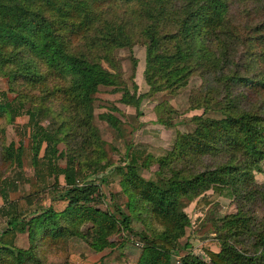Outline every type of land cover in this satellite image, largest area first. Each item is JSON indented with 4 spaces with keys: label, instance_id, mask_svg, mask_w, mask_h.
Masks as SVG:
<instances>
[{
    "label": "trees",
    "instance_id": "obj_1",
    "mask_svg": "<svg viewBox=\"0 0 264 264\" xmlns=\"http://www.w3.org/2000/svg\"><path fill=\"white\" fill-rule=\"evenodd\" d=\"M247 4L264 7V0H0V73L9 79V89L18 96L24 87L46 92L37 110L26 111L32 165L37 168L42 143L46 144L43 158L47 162L58 158L51 153L57 152L60 143L73 146L78 156L83 146L92 147L90 154H96L95 161L91 156L83 160L74 157L77 167L72 163L60 170L66 189L52 198L49 205L45 203L43 211L27 215L9 213L6 206L12 203L0 190L4 202L0 215L6 218L7 226L0 233V264H69L65 259L56 263L47 258H65L71 236L80 237L94 252L112 247L100 257L99 264H172L173 255L179 257L175 255L178 241L189 224L183 212L187 204L212 188L245 204L262 196L254 186L253 172H260L259 165L264 160V69L252 70L256 64L264 67V50L258 54L251 52L252 61L234 74L228 73L233 61L224 60L225 56L231 58L226 54V43L238 45L242 40L235 31L233 8ZM170 11L177 13L171 36L163 34L174 17ZM258 31L254 32V39L261 37L264 41L260 33L264 26ZM135 37L146 40L144 77L151 88L157 89L159 81L171 88L184 86L196 71L215 77L216 85L224 90L220 99L203 96L199 101L207 109L213 106L224 118L192 117L196 129L191 134H179L167 157L156 160V181L140 176L141 168L149 167L150 155L144 157L134 145H127L125 164L117 169L120 186L130 205L144 207L161 226V232L151 236L134 232L125 214H120L121 221H116L110 214L84 208L82 202H89L96 186L78 184L82 174L79 171L88 172L87 168L93 167L92 173H97L103 169L98 165L103 151L92 141L96 137L92 103L98 87H113L121 92L120 101L139 114L143 95L137 96L135 84L132 92L125 84L120 85L121 73L116 71L117 65L111 58L114 48L131 47ZM101 60L110 71L102 67ZM246 94L250 96L247 98ZM252 95L254 101L262 97L260 106L253 103ZM55 99L63 121L53 130L51 126L42 127L38 118L53 110L51 104ZM247 99L254 110L241 111L238 103ZM15 101L19 107L12 102L0 103V118L8 115L9 121H13L24 107L23 100ZM259 107L263 110L257 112ZM105 117L121 130L120 121ZM157 121L166 124L160 116ZM78 131L83 133L80 148ZM19 146L15 149L10 143L2 161L21 166L22 144ZM189 157L210 158L216 166L193 173L175 165ZM108 166L107 163L104 167ZM235 217L222 221L221 227L229 231L228 236L220 239L219 252L204 249L207 258L180 256L179 264H264V232L255 236L253 254L238 251L232 241L246 221ZM88 222L91 229L79 234L77 228ZM117 226H121L125 238L114 245L108 238L119 230ZM15 233L28 234L27 250L12 248Z\"/></svg>",
    "mask_w": 264,
    "mask_h": 264
},
{
    "label": "rangeland",
    "instance_id": "obj_2",
    "mask_svg": "<svg viewBox=\"0 0 264 264\" xmlns=\"http://www.w3.org/2000/svg\"><path fill=\"white\" fill-rule=\"evenodd\" d=\"M232 19L237 21L235 31L240 34V44L226 43L228 51L226 62L233 61V66L229 67V74H234L236 70H244L245 63L252 61L249 54L260 53L264 50L263 39L254 32L264 26V7L255 4H247L246 7L239 6L233 8ZM171 18L167 25L165 35H173V28L176 24L177 13L170 11ZM259 32V31H258ZM264 35V32H260ZM146 40L143 37H135L132 46L116 47L111 53L117 69L121 73L120 84H125L130 92L133 91L132 84L137 87V96L143 95L139 106V114L136 109L120 101L121 92H116L113 87H98L93 96L92 127L95 129L96 137L92 139L95 147H99L103 152L99 155L98 165L103 167L97 173H92L95 168H87L90 171H79L82 173L78 177V184L94 185L96 190L90 196L88 203L82 202L84 208H89L103 214H110L116 221H121L120 214H125L130 218V228L137 233L147 236L158 234L162 228L148 214V211L136 204H129L128 197L122 193L120 186V174L117 169L122 167L126 161L124 153L127 145H134L138 151L144 153V157L150 155L148 168H141L140 176L145 180L157 179L158 166L156 160L167 157L175 145L177 136L191 134L196 125L191 121L192 117L199 116L213 120H221L224 115L213 110V106L208 109L200 106L201 97L220 99L223 88L216 85V78L205 77L201 73L193 71L188 77L184 86L171 88L165 82L159 81L156 88H151L145 81V57ZM102 67L111 70L108 64L101 60ZM263 68L256 64V69ZM119 87L122 89V87ZM51 87V86H50ZM18 94L9 89V79L0 73V103H13L14 107H19L16 98L23 100L24 107L17 114L13 121H9L8 115L0 118V190L8 195L11 205H7L9 213H20L27 215L33 211H43L45 203L49 205L51 199L64 193L66 187L61 169L73 163L77 167L76 160L90 158L95 161L96 154H90L92 147L83 146V151L79 156L74 153L72 147H67L60 143L56 148L57 152L51 155L58 156L55 160L47 162L44 159L46 144L42 143L38 152L37 168L32 165V151L30 149L31 137L30 126L28 124L27 110L31 108L37 110L46 96L44 90H31L24 87ZM236 95V91H232ZM247 98L250 96L246 94ZM252 101L255 97L252 95ZM262 97H257L253 103L256 106L262 104ZM207 105V104H206ZM52 111L42 114L38 118V123L46 128L51 126L53 130L62 123L63 116L59 113L60 107L58 99L53 100ZM241 111L254 110L249 100H242L238 103ZM262 107L257 108L262 111ZM102 115L104 118H102ZM105 116L114 117L122 124L121 130L116 129V125L109 122ZM160 116L165 125L157 121ZM68 130H64L67 133ZM77 138V145L80 148L82 131ZM13 143L15 149L22 144L21 166L14 162H3L6 147ZM82 145V144H81ZM75 162V163H74ZM97 163V162H96ZM108 167H104L106 164ZM180 170L186 172L200 173L214 168V160L210 158H186L184 162L175 164ZM260 172H253L254 186L258 187L262 196L251 203H240L238 200L219 194L215 188L203 193L195 200L187 204L183 212L188 217L189 224L185 228V234L178 241V253L175 255L184 256L190 254L198 258H207L204 249L219 252L220 239L228 236V228L221 227L224 218L232 219L240 217L245 220V225L240 226L238 236L232 241L236 249L244 250L248 254L255 252V236L264 232V160L260 162ZM98 169V168H97ZM185 173V172H184ZM43 203V204H42ZM0 205L4 202L0 196ZM235 217V218H236ZM235 228L238 223L235 224ZM6 218L0 215V233L6 229ZM92 225L90 222L80 225L77 228L79 234H85ZM118 231L112 234L108 240L114 245L125 238L121 226H117ZM221 236V237H220ZM67 253L65 258H57L48 255L49 262L62 263L64 259L69 264H99L100 257L110 252L112 247L106 248L102 252L92 251L88 245L80 238L71 236L67 242ZM29 247L28 234H14L12 237V248L27 250ZM178 256L172 257V264H179ZM131 264V263H128Z\"/></svg>",
    "mask_w": 264,
    "mask_h": 264
},
{
    "label": "crops",
    "instance_id": "obj_3",
    "mask_svg": "<svg viewBox=\"0 0 264 264\" xmlns=\"http://www.w3.org/2000/svg\"><path fill=\"white\" fill-rule=\"evenodd\" d=\"M0 207H1V205H0ZM102 256H103V255H102ZM102 256H101V257H102Z\"/></svg>",
    "mask_w": 264,
    "mask_h": 264
},
{
    "label": "built area",
    "instance_id": "obj_4",
    "mask_svg": "<svg viewBox=\"0 0 264 264\" xmlns=\"http://www.w3.org/2000/svg\"><path fill=\"white\" fill-rule=\"evenodd\" d=\"M137 245H139V244H137Z\"/></svg>",
    "mask_w": 264,
    "mask_h": 264
}]
</instances>
